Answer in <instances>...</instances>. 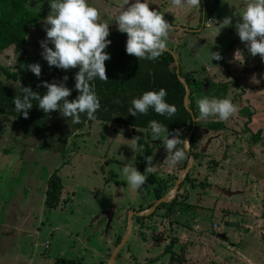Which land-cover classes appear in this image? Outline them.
Returning <instances> with one entry per match:
<instances>
[{"label":"rangeland","instance_id":"1","mask_svg":"<svg viewBox=\"0 0 264 264\" xmlns=\"http://www.w3.org/2000/svg\"><path fill=\"white\" fill-rule=\"evenodd\" d=\"M106 1L117 0H88V3L98 10L99 19L103 23L109 21L111 15H116L112 5H104ZM212 1L204 0L207 15L211 16L217 25L218 22L222 23L224 18H229V26L221 28L220 32L217 27H212L213 32L208 37L176 30L170 32L183 39V43L177 48L184 54L180 56L176 51L173 53L181 66L180 73L193 93L197 124L203 131L197 140L200 147L198 153L202 158L194 162V167L188 174L190 181L184 184V193H178L180 201L187 200L188 205H192V210L182 207L190 218L176 216L179 211L176 208L170 215V223L172 222L174 227L177 223L186 228L179 234L180 237L184 236L182 240L185 244L189 243L184 249V256H181L184 264H264V246L255 245L251 240L245 241L247 239L243 236L251 235L252 229L242 226L243 208H235L244 204L246 199L236 192L242 191V187L248 188L244 176L238 173L242 168H239V165L242 164L251 172L247 177L250 181L252 179L253 185L264 182V166L255 156L258 151L264 156V93H259L264 90V61L259 54L252 56L247 51L246 44L241 42L236 34L235 25L241 22L238 14L242 11L244 0ZM219 1V9H214L212 3L218 4ZM153 2L152 8L159 10L165 21L177 28L194 27L195 19H199V10L203 6L202 0L200 5L189 7L187 10L172 7L170 0ZM39 5L32 4L30 8L39 12ZM39 7L45 8H42V5ZM106 8L112 11L111 15L104 11ZM50 11H47L45 18ZM212 23L211 20L210 24ZM45 27L42 21L39 29L33 31L34 41L45 40ZM166 45L169 47L168 43ZM49 47H53L51 43ZM209 50L219 53L222 58L219 61H211ZM237 50L240 55L236 60L234 53ZM41 53L42 51L36 52L38 59L41 57L43 61L42 64L41 61L38 62L41 66L39 77L26 68L22 52H18L12 60L10 57H2L0 69L13 73L18 69L17 73L23 77L21 82L37 80L46 73L44 69L54 70V66L49 67ZM34 62L35 60H31V64ZM204 96L228 99L236 106L237 111L226 121L215 117L200 119L196 102ZM8 119L11 118L0 115V264H54L58 258L76 257L82 258L86 264H96V257L102 251L99 249L101 244L96 234L104 231L110 233V221L123 213L129 218L130 213L127 210L130 207H137L141 202L147 203L150 199L148 193L141 194L139 190L133 191L129 188L121 174L122 166L132 161V158L134 166L140 172L136 152L129 148L132 147L129 141L137 137L138 140H144L147 131L137 129L133 134L130 129L119 125H102L92 121L80 135L71 138L70 144L74 140L73 148L76 151L70 153L72 162L68 163L64 162L61 153L40 149L37 138L24 139L19 122ZM249 119L251 122L247 128ZM115 130L117 133L114 135ZM187 136L188 133L182 132L178 138L184 140ZM219 136H222L221 147L212 146V141ZM258 137L261 140L255 142ZM152 139L157 145L154 149V160L158 164H154L165 171V167L160 163L166 155L163 142L153 137ZM179 147L183 148L182 141ZM205 147L208 149L206 152ZM214 158H221V162L230 159L237 161L233 167L239 170L234 179L241 188L231 185H210L205 188L209 176L212 175L211 171L217 170V167L211 165L215 161ZM172 167L173 165H169L168 169L171 170ZM171 171L177 177L183 173L179 170ZM53 174H56L63 184L61 205L55 211L48 210L44 204L48 177ZM211 184L214 183L211 181ZM147 185L151 186L149 183ZM222 188L232 190L235 195L226 198ZM166 213L161 211L156 219L151 220L152 226L153 223L156 224L155 221L165 223V218L161 216ZM227 214L232 216L230 222L225 219ZM195 220L201 226L199 229L195 228V225H198L193 222ZM160 224L158 229L151 231L147 241L137 247L132 245L134 248L130 254H133L135 262L144 263L146 258L155 259L162 252L165 242L160 240V237H163ZM55 227L58 229L55 230ZM260 230L264 239L263 224ZM171 235L172 228L167 233L168 237ZM221 235H227L228 240L223 242ZM156 239L162 244L154 241ZM46 240L51 241V246L45 252L43 245ZM193 241L195 244L191 246ZM252 246L257 250L249 249ZM126 251L125 249L123 253Z\"/></svg>","mask_w":264,"mask_h":264},{"label":"clouds","instance_id":"2","mask_svg":"<svg viewBox=\"0 0 264 264\" xmlns=\"http://www.w3.org/2000/svg\"><path fill=\"white\" fill-rule=\"evenodd\" d=\"M50 13L43 20L46 25V38L41 41V56L49 67L67 71L70 68H77L74 76L75 89L79 95L71 102L66 99L70 96L71 90L64 82L47 83L43 86L47 89L44 95L33 92L30 88L23 87L22 96H16L12 103L20 115L25 118L28 110L33 107L32 101H37V106L43 113L59 111L64 118H70L73 124L80 123L81 115L87 120L95 121V113L100 108L99 99L95 93L94 85L90 84L95 79L107 80L105 61L110 55L104 50L111 41L106 39L109 36V24L101 22L98 10L88 3V0H49ZM125 4H129L126 0ZM124 4V5H125ZM148 0H134L126 10H121L114 17L117 30L126 34L125 52L136 57L138 60H155L166 50L168 33L172 25L165 21L159 11L150 10ZM172 7L187 10L189 7L200 5V0H170ZM241 22L235 25L236 34L241 42H244L247 51L256 56L259 54L264 61V0H244L242 11L238 14ZM230 24L229 18H224L220 23L221 28ZM51 43L53 47H48ZM210 52L211 61H219L222 57L217 52ZM240 55L239 50L234 53L235 59ZM37 77L40 76L41 66L36 64L27 65ZM67 81V76L63 77ZM166 91L164 88L151 90L142 93L138 98L131 100V107L128 108L129 115L136 117L137 113L146 115L151 108L161 116L172 117L176 108L165 102ZM197 109L200 119L215 117L220 121H226L237 111L236 106L228 99H218L204 96L197 100ZM196 117H193L195 121ZM148 129L154 139L163 142L169 165H175L185 160L189 151V142L179 139V130L169 133L163 124L155 120L149 121ZM142 132L141 130H138ZM143 133V132H142ZM172 138H169V136ZM162 137V139H161ZM138 137L129 141L132 151L135 153L137 146L144 151L138 143ZM183 142V148L179 145ZM134 157V156H133ZM148 163L152 157L146 158ZM133 161V158H132ZM130 161L121 168V174L127 181V186L133 191L142 189L151 166L146 167L145 173L141 174L134 163Z\"/></svg>","mask_w":264,"mask_h":264},{"label":"trees","instance_id":"3","mask_svg":"<svg viewBox=\"0 0 264 264\" xmlns=\"http://www.w3.org/2000/svg\"><path fill=\"white\" fill-rule=\"evenodd\" d=\"M28 1L0 0V53L12 46L17 50L23 51L27 45V38L32 29L38 27L41 15L29 10L27 7ZM126 38V34L122 33H109V36L106 38L111 41L110 45L104 50L110 55V59L105 61L107 80L101 81L95 79L90 82V84L94 85L95 93L100 102V108L95 113V121L107 124H119L125 128H132L134 131L136 129H143L149 135V121L155 120L163 124L170 133L179 130L189 134L194 126V122L192 115L184 105L186 88L178 78L174 58L171 54L164 51L155 60H138L136 57L126 54ZM78 70L77 67L65 71L57 69L54 66L53 71L44 69L46 73L36 81H23L18 83L16 73L6 69H0V114L18 120L24 139L38 138L40 149L61 153L64 162L68 163L72 159L70 153L74 151L70 147L71 138L77 136L78 132L92 121L87 120L86 116L82 114L80 117L81 122L73 124L70 118L62 117L58 110L45 114L38 108L37 101L35 100L32 101L33 107L28 110V116L25 118L15 110L12 100L16 96H22L23 87L30 88L33 92L42 96L47 91L43 86L45 82L57 84L64 82L65 86L71 90L70 96L66 98L71 102L79 95L78 90L74 87V76ZM65 76H67L66 82L63 81V77ZM160 88H164L166 91L165 102L174 105L176 108V112L172 117L158 115L151 108L148 109L146 115L139 113H137L136 117L129 115L128 108L131 107L132 99L138 98L146 91L158 90ZM192 94L191 91L188 106L194 112L197 119ZM251 119L246 124L247 128ZM195 124V132L189 143L190 150L186 154L187 158L184 165L178 169L180 172L187 168L191 156L197 161L200 158L197 140L203 131L198 127L197 121ZM149 139L148 137L147 140L138 141L144 149V151H140V146H137V159L141 174H144L146 167L150 166L154 156V147L157 146L153 140ZM149 156L152 159L148 163L146 158ZM148 174L150 175V173ZM148 174H146L148 180L146 179L140 191L147 190L149 188L147 183H149L152 187L151 190L154 194L155 201L160 200L170 193L178 180L176 175L170 173L165 174L162 172L159 174V172H155L152 175L156 177V180L149 178ZM189 181L190 176L187 175L185 181L180 186L179 195L184 184ZM62 189L61 179L54 174L48 183L47 198L45 201L48 208L56 209L60 205ZM153 205L154 203L149 208ZM180 205L179 197H177L169 204H162L149 219L156 216L160 211H166L165 217L170 218L172 212ZM143 220L144 218H138L139 222ZM121 239L122 237L119 238L117 245ZM54 264L84 263L80 259L58 258Z\"/></svg>","mask_w":264,"mask_h":264},{"label":"crops","instance_id":"4","mask_svg":"<svg viewBox=\"0 0 264 264\" xmlns=\"http://www.w3.org/2000/svg\"><path fill=\"white\" fill-rule=\"evenodd\" d=\"M203 1L204 0H202V5L203 6L199 10V19H195L196 20V24H195L194 27H191V26H187L185 28L174 27L176 29H172L170 32L176 30V31H182V32L190 33V34H199V36L200 35H204L206 37L210 36L212 34V32H213V31H211L212 27H219L220 23L218 22V25H217V22L215 23L214 19H212L211 16L209 17L207 15V9H205V18H203L204 5H205V2L203 3ZM209 1H212V0H209ZM125 2H126V0H117L116 2L115 1L114 2L106 1V2H104V5L105 6L112 5L114 7V9L116 10L115 14L117 15L119 13V11L121 10V8H122V10H126L130 6V4L132 2H134V0H129V4H125ZM141 2H143V0H141ZM212 2H215V1H212ZM148 3H149L148 4L149 9L150 10H154L152 8L153 3H154L153 0H148ZM32 4L33 5H36V4L39 5L40 4V5H42V8L43 7H45V8L41 9L39 7L40 6L39 5L38 8H37V9H39V12H36V11H33L30 8ZM212 4L214 5V7H213L214 9H219L220 1L218 2V4H215V3H212ZM112 6H111V10H112ZM27 7L32 12H35V13H38V14L41 15V20H40V22L38 24V27L35 28V29H32L30 35L27 38V45L25 46L23 51L22 50H17L15 47H10V48L6 49L4 52H2L0 54V59H2V57H5V58L10 57L11 60H12V58H14V56H16V54L18 52H22L23 55L25 56L23 61H24L25 65H26V68H27V65L31 64V60H35V62L33 64H36V63H38L39 61L42 60L41 57H40V59H38V55L36 54L37 51H42V48L40 47V43L41 42L34 41L33 38H32V35H33V31L34 30L39 29V26L41 25L43 19L45 18V15H46L47 11L50 9L49 3H47V1H45V0H29L28 3H27ZM205 8H206V5H205ZM104 11H106V13L109 14V15H111V13H112V11H110L107 8ZM156 11H159V10H156ZM116 15H111L112 16L111 19L109 21L105 22L106 24H109L108 25L109 33H120L117 30L116 23H115V20H114V17ZM211 20L213 21L212 24H210ZM181 29H183V30H181ZM185 30H191L192 32H187ZM170 32L168 33V37H167V40H166V44L168 43L169 47L167 45H166V47H167V49L169 48L172 51H176L177 53H179L180 56H182L184 53L182 52V50H179L177 47L180 44L183 43V41H182L183 39H181V37L177 36L176 34H172ZM214 37L215 36H213V38ZM209 38H211V37H209ZM49 46H50V43L48 44V47ZM172 48H174L175 50H173ZM30 54H32V55H30ZM34 57L36 59H34ZM42 62L43 61H41L40 64H42ZM13 64H15V63H13ZM179 69H180V72H181L180 64H179ZM17 72H18V69L16 71V74H17V78L19 79V82L21 83L20 80L23 79V77H22V75H20ZM180 75H181V73H180ZM34 81H36V80H34ZM190 90H191V88H190ZM259 93H264V90H260ZM0 115H2V114H0ZM4 116H6V115H4ZM6 117H9V116H6ZM9 118H11V119H8V120H17V119H15L13 117H9ZM196 121H197V119H196ZM99 123L102 124V125L107 124V123H101V122H99ZM87 125H85L83 127V129ZM112 125H119V124H112ZM119 126L123 127L122 125H119ZM123 128H125V127H123ZM83 129H81L78 132V135H80L82 133ZM125 129H130L133 132V134L135 133V131L132 128H125ZM116 133H117V130L114 131V135ZM173 133H175V132H173ZM179 133H182V132L179 131ZM22 135H23V133H22ZM75 137H73V138H75ZM148 137L150 138L149 140H153L152 139V135L150 133H149V135L147 133V136H146V138L144 140H147ZM221 138H222V136H219L218 138H215V140L212 141L213 144H211V145L212 146H220L221 147V145H220L221 144L220 142L222 141ZM259 140H261V139L259 138ZM138 141H140V140H138ZM74 143L75 142L73 140L72 144H70L71 145L70 147L75 152L76 150H75V148H73ZM37 145L39 146V139H38ZM154 149H155V147H154ZM199 149H200V147H199ZM207 150H208L207 147H205V152ZM260 153L261 152L258 151L257 153H255L256 154L255 156H256L257 160L264 166V156L260 155ZM165 154L166 155L164 157H162V159L160 161L161 165L165 167V171H164V170L161 169V167L157 168L155 166V164H158V162L154 160V158L156 157L155 156V152H154V156H153L152 162L150 164L152 170L150 172L149 178H154L156 180V177H153V175H152L155 172H159V174H161L162 172L165 173V174L166 173L172 174L171 170L178 171V169H180L179 167L183 166L185 161H186V159L183 160V161H180L179 163L173 165V167H172L173 169L169 170L168 169L169 162L167 160H165L166 156H167V153H165ZM228 155L230 156L229 152H228ZM199 157L200 158L198 159V161L202 158V156H199ZM203 158H204V155H203ZM136 159H137V150H136ZM63 160H64V158H63ZM220 160H221V158L215 159V161L211 164L212 166L217 167V170H215L214 172L210 170L212 172V175L209 176V181L207 182V185H205V188L210 186V185H216V186L231 185V187L235 186L236 188H241V185L237 182L236 179H234V177L237 176V175H235V174H237V170H239L238 168L233 167L234 165L237 164V161H235V160L233 161V160L230 159V160H225L224 162L223 161L221 162ZM195 161H197V160L195 159ZM210 161H213V160L210 159ZM71 162H72V159H71ZM137 164L139 166L138 159H137ZM166 166H168V167H166ZM240 167H242L243 169L241 168V170L238 171V173L240 174V176H242V175L244 176V178H245L244 180H246V182L248 183V186H247L248 188L246 189V188L242 187V189H243L242 191H237L236 192V194L243 195V197H246V199L244 201V204L237 205V206H235V208H237V207H241L240 209L243 208L241 210V212H242V219L241 220H242V223H243L242 226L245 229L251 228L252 229L251 230L252 233H254V234L251 233V235L246 234L245 236H243V238H246L247 240H245V241H247V242L249 240H251V241L255 242L254 243L255 245L258 244V245H263L264 246V239H263V236L261 235V230H260L262 224L264 225V217H263L264 216V209H263L264 182H262L259 185H253L254 182L252 181V179L250 181V179L248 178L249 177L248 174L251 175V172L246 170L245 166H243L242 164L239 165V168ZM170 168H171V166H170ZM139 170H140V166H139ZM246 171H247V173H246ZM140 173H141V171H140ZM244 174H246V175H244ZM52 176L48 177L47 189H48L49 180H50V178ZM211 181L214 184H211ZM151 188L152 187L150 186L147 190L142 191V192L139 190L141 194L148 193V196L150 198L149 201L147 203L141 202L137 207H133V208L130 207L127 210V212H129V213L130 212H146V211L150 210L152 207L149 208V206L152 203L155 204V202H156L155 198H154V194H153ZM183 188H184V186H183ZM257 188H261V190H258ZM184 190H186V189H183L181 191V193H184ZM172 191L173 190H171V192ZM222 192H223L224 196L226 195L225 196L226 198H228V197L231 198V197H233L235 195V193L232 190L223 189ZM62 195H63V191H62V194H61V198H62ZM177 197H178V195H177ZM258 197H259V199H258ZM46 198H47V190H46V197H45V200H44V204H45ZM179 202H180L181 205L179 207H177V209L179 211L177 210L178 212L176 213V216H180V217H183L185 219H189L190 216H188V213L185 212V208L187 207V208L192 210V207H191L192 205H188L187 200H185L184 202L180 201V198H179ZM60 205H61V201H60ZM60 205L56 209H58L60 207ZM45 206H46V204H45ZM182 207H185V208H182ZM46 208H48V207L46 206ZM56 209L48 208V210H54V211ZM141 210H144V211H141ZM230 211L232 212V209H230ZM160 213H161V211L156 216L152 217L151 219H149V217H151V216H149L147 218H144V220L140 221V222L138 221V218H140V217H134V224H133L132 233H131L129 239L127 240V243L124 245V247L121 249L119 255L117 256L115 264H184L183 259L181 258V256H184L183 255L184 254V249L187 247L186 245H189V243L187 242L185 244L184 243L185 241L182 240V239H184V236L181 235V237H180L179 234H180V232L182 233L183 229H186V228L184 226H180L177 223H175L176 227H174V225H171L172 222L170 223V218H166L165 217L166 214H163L161 216V218H165L164 219L165 223H161L160 224L159 221H155L156 224L154 225V223H153V226H152V221L151 220H153L154 218L156 219L160 215ZM230 215L231 214L225 215V219H228L229 222L231 221V218H232V216H230ZM174 216H175V214H174ZM193 222L195 224H198V223H196L197 222L196 220L193 221ZM240 223H241V221H240ZM128 224H129V218H127V215H125L124 213L123 214H119L116 218L113 219V221H110V225H109V228H111L110 233L108 231H104L102 233L100 232V233L96 234L97 235V240H99L98 242H99V244H101L99 246V249H100V251L102 250L100 255L98 257H96L97 260H98L96 264H109L110 263V258H111L112 252L116 248L119 238L120 237L123 238V236L125 235V233L127 231V228H128ZM159 224H160V232H162V235H163V237H160V240L165 242L164 248L161 250L162 252H160V254L155 259L146 258V261L144 263H139L138 261L135 262L133 260L134 256H133V254H130V251L134 248V246L137 247L143 241H147L149 236L151 235V231H153L155 229H158ZM186 224L188 225L187 222H186ZM227 225H229V223ZM200 227L201 226L199 224L195 225V228H197V229H199ZM170 228L173 229V235L168 237L167 233L169 232ZM54 229L57 230L58 228L55 227ZM149 229H152V230H149ZM158 239H156L154 241H156L157 243H159V245H161L162 242L158 241ZM221 239H223V242H225V240L226 241L228 240V236L227 235L226 236L225 235H221ZM169 240H170V242H169ZM192 240H196V238H192ZM194 244H195V242L192 243L191 246H194ZM132 245H134V246H132ZM50 246H51V241L50 240H46V242L43 245V250L45 252L48 251L50 249ZM160 248H162V247L160 246ZM250 248H252L251 249L252 251L254 249L257 250V248H254L253 246L249 247V249ZM261 248H263V247L261 246ZM125 249L127 251H126V253H123ZM121 255H123L122 258H121ZM66 259H80L84 264H86L84 262V260L82 258H80V257L66 258Z\"/></svg>","mask_w":264,"mask_h":264},{"label":"water","instance_id":"5","mask_svg":"<svg viewBox=\"0 0 264 264\" xmlns=\"http://www.w3.org/2000/svg\"><path fill=\"white\" fill-rule=\"evenodd\" d=\"M203 3H204V1H203ZM205 9L206 8H205V5H204V15H203V18H205ZM172 29H176V28L172 27ZM181 30H183V29H181ZM185 31L192 32L191 30H185ZM165 52H168L174 58V61L176 63V67H177V75H178V78H179V80L182 82V84L186 88V95H185V98H184V105H185V108L192 115V120H193V117L195 116V114L190 109V107L188 106V99H189V96H190V93H191V90L189 88V85L186 82V80L184 78H182L181 75H180L179 62H178V59H177L176 55L173 53V51H171L170 49H167V48H166ZM193 122H194V126H193L192 130L189 132V134L187 136V139H186L189 143H190L191 137L193 136V134L195 132L196 119H195V121L193 120ZM194 162H195V159H194L193 156H191L190 157V162H189L187 168L183 171L182 175H180L178 177V180L176 182V185H175L173 191L170 192L165 197L161 198L160 200L156 201L155 204L152 206V208L150 210H148L146 212H130V215H129V224H128L127 231H126L125 235L123 236L122 240L120 241V243L116 246V248L112 252V255H111L110 263L109 264H115V261H116L117 256L119 255V253H120L121 249L124 247V245L127 243V240L129 239V237H130V235L132 233V230H133L134 217L147 218L149 216H152L154 214V212L162 204H169L174 199H176V197H177V195L179 193L180 186L184 182V180L187 177V175L190 173L191 169L194 167Z\"/></svg>","mask_w":264,"mask_h":264}]
</instances>
